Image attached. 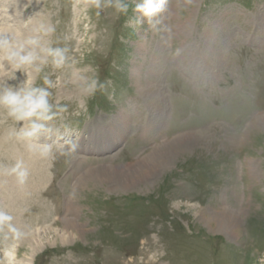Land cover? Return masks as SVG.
Segmentation results:
<instances>
[{
  "label": "rangeland",
  "instance_id": "rangeland-1",
  "mask_svg": "<svg viewBox=\"0 0 264 264\" xmlns=\"http://www.w3.org/2000/svg\"><path fill=\"white\" fill-rule=\"evenodd\" d=\"M117 2L0 0V87L56 113L25 140L0 110V264H264V0Z\"/></svg>",
  "mask_w": 264,
  "mask_h": 264
},
{
  "label": "clouds",
  "instance_id": "clouds-1",
  "mask_svg": "<svg viewBox=\"0 0 264 264\" xmlns=\"http://www.w3.org/2000/svg\"><path fill=\"white\" fill-rule=\"evenodd\" d=\"M165 0H140L136 3L134 11L142 17L151 20L157 13L163 10ZM99 7V3H97ZM116 9L119 12L127 13L128 4L123 0H118ZM28 43H35L29 41ZM5 51L9 45L6 41L0 42ZM46 56L51 58L52 66L60 68L66 60V49L47 48L44 50ZM7 58L16 60V67L30 65L36 56L34 52H25V47L19 46L16 51L12 52ZM45 85L51 87L50 81L45 78ZM48 87L34 86L33 81L29 79L19 87H0V110L4 111L7 117L14 122H24L25 128L21 130V138L31 140L45 130V125L52 120L56 113L53 112V105L49 102L51 93ZM94 88L95 85L93 84ZM30 149H37L41 155L47 156L53 151L52 145H30ZM18 171V179L23 182L27 176V171L21 162H18L13 168V172ZM11 217L0 212V226H7Z\"/></svg>",
  "mask_w": 264,
  "mask_h": 264
},
{
  "label": "bare ground",
  "instance_id": "bare-ground-1",
  "mask_svg": "<svg viewBox=\"0 0 264 264\" xmlns=\"http://www.w3.org/2000/svg\"><path fill=\"white\" fill-rule=\"evenodd\" d=\"M165 155H161V157L159 158V160H162V162H163V160L165 159ZM26 159H28V158H26ZM159 160H157V161H155V162H158ZM24 162H26V161H24ZM154 164V163H153ZM26 165V164H25ZM30 165V164H29ZM26 168V167H25ZM29 168V167H28ZM29 170V169H28ZM27 171V170H26ZM32 172V171H31ZM28 173V172H27ZM18 176V175H17ZM29 177H30V175H29ZM116 179H118V178H116ZM115 179V176H110V175H108V170H107V176H106V180H108V181H110V182H113V183H115V184H117V185H121V186H124V183H122V182H119L118 180H116ZM17 180V179H16ZM122 183V184H121ZM126 183V182H125ZM19 185V184H18ZM9 187V186H8ZM24 189V188H23ZM8 197H11V196H8ZM14 197V196H13ZM14 199V198H13ZM8 200H12V199H8ZM15 200V199H14ZM11 202H13V200L11 201ZM20 206V205H19ZM69 209V208H68ZM73 212V211H72Z\"/></svg>",
  "mask_w": 264,
  "mask_h": 264
}]
</instances>
